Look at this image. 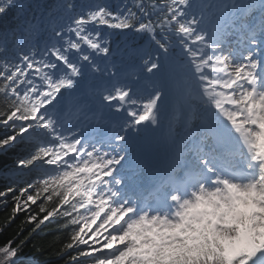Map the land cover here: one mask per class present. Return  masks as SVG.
<instances>
[{
	"label": "snow or ice",
	"instance_id": "obj_1",
	"mask_svg": "<svg viewBox=\"0 0 264 264\" xmlns=\"http://www.w3.org/2000/svg\"><path fill=\"white\" fill-rule=\"evenodd\" d=\"M0 168V264H264V0H0Z\"/></svg>",
	"mask_w": 264,
	"mask_h": 264
},
{
	"label": "trees",
	"instance_id": "obj_2",
	"mask_svg": "<svg viewBox=\"0 0 264 264\" xmlns=\"http://www.w3.org/2000/svg\"><path fill=\"white\" fill-rule=\"evenodd\" d=\"M4 172L3 168H0V190H3L9 183L7 174ZM13 207L11 196L7 200L0 198V245L16 236L21 229L23 231L19 239H22L34 227V225L25 223L27 213L24 211L17 213L9 224L7 218L12 215ZM65 238L66 232L60 228L59 222H46L26 242L21 252L20 264H64L66 257L62 258V255L58 253Z\"/></svg>",
	"mask_w": 264,
	"mask_h": 264
}]
</instances>
